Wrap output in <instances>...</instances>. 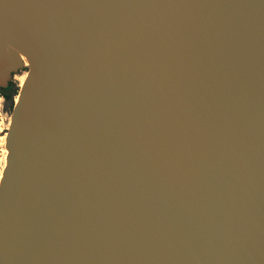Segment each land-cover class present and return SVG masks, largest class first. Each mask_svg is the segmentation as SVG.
Listing matches in <instances>:
<instances>
[{
    "label": "water",
    "instance_id": "1",
    "mask_svg": "<svg viewBox=\"0 0 264 264\" xmlns=\"http://www.w3.org/2000/svg\"><path fill=\"white\" fill-rule=\"evenodd\" d=\"M25 67L0 264H264V0H0Z\"/></svg>",
    "mask_w": 264,
    "mask_h": 264
},
{
    "label": "rangeland",
    "instance_id": "2",
    "mask_svg": "<svg viewBox=\"0 0 264 264\" xmlns=\"http://www.w3.org/2000/svg\"><path fill=\"white\" fill-rule=\"evenodd\" d=\"M28 70L29 67H25L23 71H20L19 73L16 74V76L14 78L11 79V81L16 82L17 84H19V88L22 89L21 85L22 81L28 77ZM12 113H8L5 114V116L3 117V122H1V126L4 128L2 135V139L0 140V142H2V151H0V180L7 168V164H8V155H9V149H8V145H7V141H6V135H7V140H8V135H9V131L11 128V124H12ZM8 128V129H7ZM7 151V152H6Z\"/></svg>",
    "mask_w": 264,
    "mask_h": 264
},
{
    "label": "trees",
    "instance_id": "3",
    "mask_svg": "<svg viewBox=\"0 0 264 264\" xmlns=\"http://www.w3.org/2000/svg\"><path fill=\"white\" fill-rule=\"evenodd\" d=\"M0 91L6 98V109L13 111L15 106V98L19 95L20 88L14 82H10L7 88H1Z\"/></svg>",
    "mask_w": 264,
    "mask_h": 264
},
{
    "label": "built area",
    "instance_id": "4",
    "mask_svg": "<svg viewBox=\"0 0 264 264\" xmlns=\"http://www.w3.org/2000/svg\"><path fill=\"white\" fill-rule=\"evenodd\" d=\"M14 83L17 86H19V84H17L16 82H14ZM20 91H21V89H20ZM20 91H19V93H20ZM18 97H19V95L15 98V104L18 101ZM11 112L12 111L6 109V98L3 95V93L0 91V123L3 122V117L5 116V114L8 115V113H11ZM3 131H4V128L0 124V140L3 138L2 135H1L3 133ZM1 145H2V142H0V151L2 150V146Z\"/></svg>",
    "mask_w": 264,
    "mask_h": 264
},
{
    "label": "bare ground",
    "instance_id": "5",
    "mask_svg": "<svg viewBox=\"0 0 264 264\" xmlns=\"http://www.w3.org/2000/svg\"><path fill=\"white\" fill-rule=\"evenodd\" d=\"M8 52L9 53H11L12 55H14V56H16V57H18V58H20L21 60H25L24 59V56L22 55V54H20L19 52H17L16 50H14L13 48H8ZM26 66H29V63L28 62H26ZM28 78V77H27ZM27 78H25L23 81H22V84L21 85H23L24 86V84H25V82H26V80H27ZM22 86V87H23ZM6 141H7V135H6ZM7 152V151H6ZM2 178H3V176H2ZM2 178H1V180H0V183L2 182Z\"/></svg>",
    "mask_w": 264,
    "mask_h": 264
},
{
    "label": "flooded vegetation",
    "instance_id": "6",
    "mask_svg": "<svg viewBox=\"0 0 264 264\" xmlns=\"http://www.w3.org/2000/svg\"><path fill=\"white\" fill-rule=\"evenodd\" d=\"M15 76H16V74H13V75H12V78H14ZM10 82H13V81H10ZM1 151H2V150H1Z\"/></svg>",
    "mask_w": 264,
    "mask_h": 264
}]
</instances>
